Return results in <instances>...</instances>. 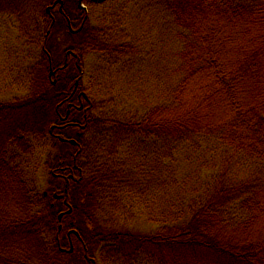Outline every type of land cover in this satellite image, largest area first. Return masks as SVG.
Segmentation results:
<instances>
[{"label": "trees", "instance_id": "trees-1", "mask_svg": "<svg viewBox=\"0 0 264 264\" xmlns=\"http://www.w3.org/2000/svg\"><path fill=\"white\" fill-rule=\"evenodd\" d=\"M166 8L181 29L179 61L163 103L131 126L180 142L214 137L232 156L258 165L242 176L228 175L225 167L203 197L165 213L151 234L95 223L98 181L79 164L80 146L51 170L62 186L39 195L24 179L16 146L25 150L29 135L40 130L62 142L52 126L71 127L79 116L61 120L58 113L82 69L79 60L78 66L52 64L50 78L44 38L37 90L0 101V264H68L75 250L83 264H97V248L127 260L142 253L156 264H264V0H166ZM83 35L84 51L104 48L98 40L105 33ZM68 68L75 74L65 82ZM91 107L83 109L85 128L94 120ZM81 185L89 190L79 204L73 195ZM83 224H90L87 230Z\"/></svg>", "mask_w": 264, "mask_h": 264}, {"label": "rangeland", "instance_id": "rangeland-1", "mask_svg": "<svg viewBox=\"0 0 264 264\" xmlns=\"http://www.w3.org/2000/svg\"><path fill=\"white\" fill-rule=\"evenodd\" d=\"M50 1L0 0V101L25 98L37 90L44 64V38L54 65L62 62L65 49L77 51L79 36L69 35L59 18L47 35L45 8ZM64 1L67 11L76 9V0ZM96 1L81 3L88 15L84 30L106 34L104 41L98 40L105 49L90 46L82 57L80 84L92 105L89 115L94 120L79 134L76 128L63 130L79 145L59 142L40 130L29 135L25 150L16 146V151L24 179L42 195L62 186L53 179L51 170L69 161L80 146L79 164L90 171L88 177L98 181L92 190L97 197L95 223L151 234L164 224L170 210L203 197L225 167L228 175L242 176L258 164L232 156L228 146L214 137L194 136L180 142L134 130L131 125L163 103L172 84L181 29L166 8V0ZM90 39L95 40L93 36ZM74 74L68 68L63 81ZM65 82L62 87H69ZM77 119L82 121L78 115ZM117 121L127 125H117ZM10 148L14 150L15 144ZM81 188L73 195L79 204L89 190ZM50 201L49 195L43 203ZM89 225L82 226L87 230ZM94 256L97 264H156L142 253L127 260L97 248ZM66 261L83 264L78 250Z\"/></svg>", "mask_w": 264, "mask_h": 264}, {"label": "flooded vegetation", "instance_id": "flooded-vegetation-1", "mask_svg": "<svg viewBox=\"0 0 264 264\" xmlns=\"http://www.w3.org/2000/svg\"><path fill=\"white\" fill-rule=\"evenodd\" d=\"M83 1L85 0H76L77 6H76V9L73 10L72 12L67 11L64 0H51L45 8L46 16L48 20V29H49L47 30V35L50 36L51 30L55 28L56 24L60 20L61 24L66 29V32L69 35L79 36V42L76 43L77 51H74L71 48L65 49L64 55L62 57V62L60 63V65L61 64L73 65L74 64L78 66L77 64L78 60H79V64L82 65V57H83V51H84V48H83V45H84L83 36L84 35L83 34L85 32L84 29H86L85 24L87 23V20H88L86 6L81 5ZM96 2H101V1L98 0ZM45 53H46L47 61L49 62L51 66L50 71H49V76L51 78L53 75L52 64L54 63V61H53V57L51 53L47 50V48H45ZM79 68H80V65H79ZM81 77H82V71L79 69V80L74 79V85L72 89L69 90L68 95L65 97L64 101H62L60 105V108L65 109V112H63V110L61 109L62 111L60 110V112L58 113V116L61 120H63V117L64 118L68 117L67 116L68 113L69 114L71 113L72 115L76 111H79L76 113L77 114L79 113V118L81 119H83L87 115L86 112L85 113L83 112V109H84L85 104L89 103V99H88L87 94L84 92V90L81 87V84H80ZM78 85H79V89H78ZM69 123L73 125L71 126L72 128L78 129L77 131L78 134L81 130L85 129L84 124L79 119H76V120L72 119ZM67 124L64 122H60L58 124H55V126H52V127H55L54 129H52L53 135L57 136L62 142H71L73 144L76 142L75 144H77L78 142L77 140L68 138L66 135H64L63 130L68 127L66 126ZM72 140H74L75 142H72ZM61 218H62V215L60 213L58 214V219L60 220ZM70 248L72 250V245L70 246Z\"/></svg>", "mask_w": 264, "mask_h": 264}, {"label": "water", "instance_id": "water-1", "mask_svg": "<svg viewBox=\"0 0 264 264\" xmlns=\"http://www.w3.org/2000/svg\"><path fill=\"white\" fill-rule=\"evenodd\" d=\"M72 142H75L74 140H72ZM59 217H60V215H59ZM69 251H71V248L69 249Z\"/></svg>", "mask_w": 264, "mask_h": 264}]
</instances>
